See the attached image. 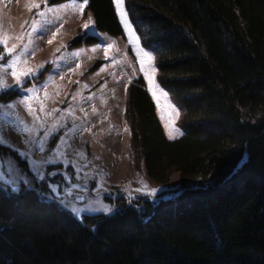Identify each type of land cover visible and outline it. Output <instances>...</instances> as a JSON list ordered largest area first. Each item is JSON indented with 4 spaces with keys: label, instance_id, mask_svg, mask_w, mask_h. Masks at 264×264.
<instances>
[{
    "label": "trees",
    "instance_id": "obj_1",
    "mask_svg": "<svg viewBox=\"0 0 264 264\" xmlns=\"http://www.w3.org/2000/svg\"><path fill=\"white\" fill-rule=\"evenodd\" d=\"M86 8L96 30L124 34L114 0ZM123 9L184 129L166 136L138 76L126 87L131 148L155 181L177 171L180 188L167 199L118 194L112 214L76 218L45 180L16 190L0 181V264H264V0H123ZM97 40L77 34L67 46ZM0 154L31 176L14 149Z\"/></svg>",
    "mask_w": 264,
    "mask_h": 264
},
{
    "label": "rangeland",
    "instance_id": "obj_2",
    "mask_svg": "<svg viewBox=\"0 0 264 264\" xmlns=\"http://www.w3.org/2000/svg\"><path fill=\"white\" fill-rule=\"evenodd\" d=\"M82 4L0 0V82L5 85L0 92L17 91L0 101V145L14 149L31 173L28 176L14 158L0 154V181L16 190L21 182L32 185V178L45 180L59 204L76 218L112 214L118 194L129 199L163 189L156 197H167L180 188L177 171L166 182H157L134 155L125 116L126 87L132 79L144 77L155 92L166 136L176 138L184 131L179 125L181 108L157 82L154 56L131 25L126 29L123 23L122 36L102 33ZM86 23L91 25L88 33L98 40L67 46L72 37L85 34ZM142 61L154 72L146 76Z\"/></svg>",
    "mask_w": 264,
    "mask_h": 264
},
{
    "label": "snow or ice",
    "instance_id": "obj_3",
    "mask_svg": "<svg viewBox=\"0 0 264 264\" xmlns=\"http://www.w3.org/2000/svg\"><path fill=\"white\" fill-rule=\"evenodd\" d=\"M115 3L117 4V10L120 12V17H121V21H122V23H124L125 24V27H126V29L127 28H130V24H129V22L127 21V14L125 13V12H123L122 11V3H123V0H115ZM86 4H87V0H83V4L81 5V9L84 7V6H86ZM37 7H39L38 5H37ZM84 29L86 30V32H85V35H88V30H90L91 29V25H90V23H86L84 26ZM134 34V33H133ZM137 41H138V38H137ZM52 41H49V43H51ZM141 52L143 53V55L148 59V61H151L152 60V57L150 56V54L149 53H147V52H144L143 51V49H141ZM107 58V57H106ZM141 71H145V74H146V76H147V74H148V72L149 71H153L154 72V69L151 67V64H149V67H148V69L146 70L145 68H144V64H143V61L141 62ZM28 74H31L30 72L28 73ZM13 75H15V73H13ZM149 80H150V83L152 82L151 81V78H149ZM0 86H5V85H3L2 84V82H0ZM153 95L155 96L156 94H155V92H153ZM166 95V94H165ZM30 107V106H29ZM41 111H43V106H41ZM177 115H178V113H177ZM166 127H167V125H166ZM177 134H180L179 133V129H173ZM175 138V136L174 135H172L171 133L169 134V139H174ZM4 142V139L3 138H0V143H3ZM145 188L147 189V185H145ZM139 191V190H138ZM158 192H160V193H162L163 192V189H150V190H148L147 191V195H149V196H156V194L158 193ZM179 193H177V195H178ZM164 199H167L168 197H163ZM105 211H109V209H105Z\"/></svg>",
    "mask_w": 264,
    "mask_h": 264
}]
</instances>
